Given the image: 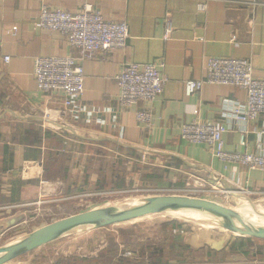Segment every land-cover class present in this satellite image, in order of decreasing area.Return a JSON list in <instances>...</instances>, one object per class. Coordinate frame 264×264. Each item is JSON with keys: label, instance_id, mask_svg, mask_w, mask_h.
<instances>
[{"label": "crops", "instance_id": "1", "mask_svg": "<svg viewBox=\"0 0 264 264\" xmlns=\"http://www.w3.org/2000/svg\"><path fill=\"white\" fill-rule=\"evenodd\" d=\"M200 1L0 0L1 234L21 224L30 205L105 194L113 178L117 190L136 186L139 172L152 188L172 195L219 205L222 196L252 202L228 192L235 190L264 202V171L226 163L206 145L181 137L182 126L191 122L222 124L231 129L224 138L226 152L264 154V117L248 124L232 119L234 108L247 104L244 90L206 84L191 96L186 92L189 81L206 80L211 58L249 60L254 75H264V0H207L206 12L198 11ZM44 6L72 15L91 8L104 21L129 28L126 48L83 62L85 94L66 115H60V94L48 98L38 90L34 65L41 56L78 52L60 33L35 29ZM168 18L173 32L166 40ZM129 63L164 64L167 84L153 103L121 106L116 77ZM142 111L151 112V124L137 121ZM129 164L135 171L131 180L114 175L128 171ZM191 224L174 223L165 234L175 242L153 249L151 264H264L262 238ZM103 230L108 228L88 233ZM106 243L82 245L84 257L90 249L94 259L110 252ZM115 247L121 252L117 256L140 264L138 248L125 254L123 247ZM161 249L177 257L165 261Z\"/></svg>", "mask_w": 264, "mask_h": 264}, {"label": "built area", "instance_id": "2", "mask_svg": "<svg viewBox=\"0 0 264 264\" xmlns=\"http://www.w3.org/2000/svg\"><path fill=\"white\" fill-rule=\"evenodd\" d=\"M207 8V0L198 3L199 12H206ZM34 27L36 30L60 33L69 47L78 52V56H41L35 60L34 77L38 90L48 98L54 94L62 96L64 109L60 115H66L85 94L83 62L126 48L130 37L126 23L106 22L101 14L91 8L72 15L64 10L44 6ZM172 32L173 26L168 18L165 26L166 40L171 38ZM163 68L164 64H126L116 77L121 106L130 109L141 102L151 104L162 95L167 84V78L161 71ZM206 72V80L187 83L186 92L189 96L200 91L206 84L240 88L247 93V104L234 108L232 119L248 124L264 117V75L256 77L249 60L211 58L207 62ZM136 119L141 124L149 125L152 114L150 111H142L137 113ZM230 131V128L222 124L195 121L182 126L181 137L190 144L206 145L212 156L226 163L264 171V154L228 153L224 150V138ZM241 144L246 145L245 138H242Z\"/></svg>", "mask_w": 264, "mask_h": 264}, {"label": "rangeland", "instance_id": "3", "mask_svg": "<svg viewBox=\"0 0 264 264\" xmlns=\"http://www.w3.org/2000/svg\"><path fill=\"white\" fill-rule=\"evenodd\" d=\"M113 162L116 161L113 160ZM132 167L133 166L129 164L128 171H123V174H121L119 170H116L114 175L117 174L116 176L118 178H130L131 180L133 176H135V171ZM108 175H111V173H108ZM125 175L127 176L125 177ZM138 175L140 181L136 186H127L130 184V182H127V187L117 190L114 186L115 179L113 178V182L110 183V187L112 189H108L107 187L106 191H108V193L105 194L79 196L73 200H49L39 206L30 205L27 207L28 210L24 214L25 219L21 222V224L7 233H0V247L13 244L41 227L71 216L97 212L100 210L119 209L142 198L172 195L169 191H162L159 188H156L158 189L156 190L152 188L146 180L141 179L143 178V173L139 172ZM112 183L113 187L111 185ZM65 195L70 194L65 193ZM222 197H224L225 201H221V206L231 210L233 214L250 216V202L243 201L242 203H236L229 201L226 196ZM247 198L252 200V203L256 206V208H258L260 213H264L263 200L253 196H247ZM184 222L192 223L191 225L196 229H207L215 232L217 231L218 233L224 231L198 217L187 218L181 215H175L171 213V211H161L147 214L122 224L109 227L108 231L103 230L95 233H69L62 235L59 238L54 239L53 241L42 245L32 252H29L7 264H109L110 261L114 264L115 259L117 261L120 257L121 259L126 260V258L122 255L117 256V254H120L121 252H116L117 249H114V246L117 248L118 245L124 248L123 252L125 254L133 253L132 250H136L138 248L137 258L141 260L139 263L151 264L154 259L156 260L155 257L153 259L151 258L153 249L175 242L173 236L168 237L165 233L169 232L170 227L174 223ZM91 243L92 245L106 243L108 246L106 250L111 251L103 254L97 259H94L91 253L95 251L93 250L90 252V249L87 253V257H84V252L81 250L82 245H87L88 248ZM138 244L142 247H137ZM126 248H128L129 251H127ZM165 254L166 255L162 258L165 261L168 259H175L177 257L174 252L170 255L167 252Z\"/></svg>", "mask_w": 264, "mask_h": 264}, {"label": "water", "instance_id": "4", "mask_svg": "<svg viewBox=\"0 0 264 264\" xmlns=\"http://www.w3.org/2000/svg\"><path fill=\"white\" fill-rule=\"evenodd\" d=\"M62 128L68 129L67 127ZM228 192L234 193L236 191ZM233 195L247 198L239 193ZM251 208L255 216L253 221L242 220L231 210L219 204L187 196L161 195L142 198L119 209L83 213L41 227L17 241L18 243L0 247V264L10 263L62 235L82 234L109 228L161 211L193 213L203 221H207L222 230L264 239V214L260 213L252 202Z\"/></svg>", "mask_w": 264, "mask_h": 264}, {"label": "bare ground", "instance_id": "5", "mask_svg": "<svg viewBox=\"0 0 264 264\" xmlns=\"http://www.w3.org/2000/svg\"><path fill=\"white\" fill-rule=\"evenodd\" d=\"M106 211H110V210H106ZM259 211V210H258ZM171 213L175 214V215H181L187 218H196L198 215L193 214V213H187V212H175V211H171ZM250 216H244V215H237L235 214L237 217L241 218L242 220H249V221H253L255 220V216L254 213L252 211V208L250 206V210H249ZM264 214V213H263ZM18 243V242H17Z\"/></svg>", "mask_w": 264, "mask_h": 264}, {"label": "trees", "instance_id": "6", "mask_svg": "<svg viewBox=\"0 0 264 264\" xmlns=\"http://www.w3.org/2000/svg\"><path fill=\"white\" fill-rule=\"evenodd\" d=\"M158 254H159L161 257H163V256H164V251L161 249V250L158 252ZM119 262H120V264H132L133 261L131 262V261H127V260H124V259H120Z\"/></svg>", "mask_w": 264, "mask_h": 264}]
</instances>
